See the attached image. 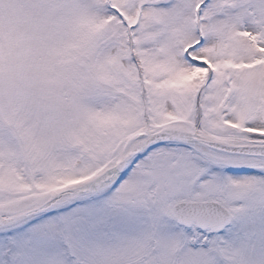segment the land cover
I'll use <instances>...</instances> for the list:
<instances>
[{
  "label": "snow or ice",
  "instance_id": "snow-or-ice-1",
  "mask_svg": "<svg viewBox=\"0 0 264 264\" xmlns=\"http://www.w3.org/2000/svg\"><path fill=\"white\" fill-rule=\"evenodd\" d=\"M0 264H264V0H0Z\"/></svg>",
  "mask_w": 264,
  "mask_h": 264
}]
</instances>
